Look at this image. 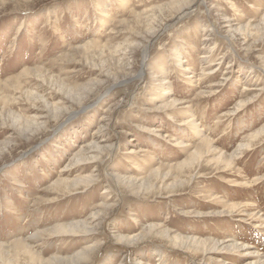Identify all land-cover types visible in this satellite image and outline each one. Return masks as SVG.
Wrapping results in <instances>:
<instances>
[{
    "label": "rangeland",
    "instance_id": "1",
    "mask_svg": "<svg viewBox=\"0 0 264 264\" xmlns=\"http://www.w3.org/2000/svg\"><path fill=\"white\" fill-rule=\"evenodd\" d=\"M0 264H264V0H0Z\"/></svg>",
    "mask_w": 264,
    "mask_h": 264
},
{
    "label": "bare ground",
    "instance_id": "2",
    "mask_svg": "<svg viewBox=\"0 0 264 264\" xmlns=\"http://www.w3.org/2000/svg\"><path fill=\"white\" fill-rule=\"evenodd\" d=\"M180 18H178V20H179ZM144 65L146 64V60H147V58H148V49L146 48L145 50H144ZM244 147H246V148H249L250 146L249 145H246V146H244ZM241 148V147H240ZM93 177H91V178H88L87 179V184L88 185H90L92 182H93ZM77 225V224H76ZM75 226V225H74ZM74 230H76L75 228L74 229H72V230H68V229H62L61 231H60V233H64V234H67V233H71V232H74Z\"/></svg>",
    "mask_w": 264,
    "mask_h": 264
}]
</instances>
